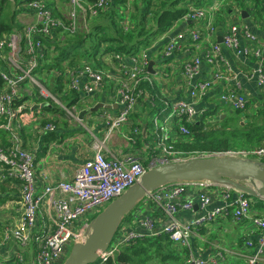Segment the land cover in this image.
Masks as SVG:
<instances>
[{
  "label": "crops",
  "instance_id": "0c3cea01",
  "mask_svg": "<svg viewBox=\"0 0 264 264\" xmlns=\"http://www.w3.org/2000/svg\"><path fill=\"white\" fill-rule=\"evenodd\" d=\"M41 1L61 13L60 6L63 0ZM130 1L133 0H128V7ZM112 2L113 0H109V6ZM23 6V4L20 5V7ZM211 7L212 9L209 10ZM204 9L208 11L199 20L176 21L159 41L151 48H146L149 59L146 62L145 74L150 81L140 83L144 95L138 99L134 110L130 113L128 124L113 131L110 138L105 141L106 127L103 113L108 111L115 114L119 110L120 104L113 95L119 82L126 77L118 60L125 62L127 67L125 70H127L135 63H139V54L136 57L121 53L103 56V66L97 68L103 73V81L94 93L86 94L81 90H71L70 77H68L63 89L65 92L72 91V94L78 93L77 96H79L71 106L74 115L68 114L63 108L52 110L49 106H52L54 102L41 97L38 88L33 84L26 82L19 86L17 94L25 98L15 108L16 114L10 122L11 131L5 130L0 124V145L18 143L21 148L34 154L36 193H41L47 185H53L59 181H70L75 171L94 155L95 146L101 141L104 142L102 151L108 158L135 155L142 163L148 164L154 155H162L159 142L161 137L164 135L167 137V145L182 138L178 124L183 123V118H168L169 104L174 101H192L197 107L204 109V112L208 109H217V112L206 118L210 122L238 110L220 99L222 94L230 90L244 95L250 106H261L264 101V84L260 85L257 82L254 73L257 60L250 49L259 47L264 52V14L258 16L254 10L249 13L239 4V1L235 0H213ZM242 10H246L248 14L246 18L242 17ZM35 20L34 11L25 7L18 10L16 14V21L24 22V24ZM231 25L239 27L246 25L256 35L257 42L251 43L242 39L240 53L221 44V56L229 68L222 64L212 65L206 61V52L213 43H220L218 37L222 39ZM194 31L200 33L197 40L191 38V33ZM171 41L175 48L166 57L164 52ZM243 48H247L248 52L243 53ZM117 54L120 55V59L115 58ZM195 57L200 60L195 76L196 81L211 78L217 68L222 72L223 78L211 84L201 97L191 98L190 84L182 73V67ZM151 60L154 62L152 73L147 67ZM75 74H80L78 75L80 85L89 80L86 73L76 70ZM144 82H148L149 87L143 86ZM99 104L101 107L92 111V108ZM155 104L161 107L158 108ZM158 118L162 119L163 126H159ZM48 123L54 125L53 131L44 128ZM135 127L138 129L137 132L133 130ZM48 133L53 136L46 140L45 135ZM243 183L250 186L251 181L246 180ZM20 187V181L8 176L5 168L0 165V264H35L37 237L50 232L55 225L56 217L50 205L51 196L45 195L31 230L32 238L25 244H21L9 234L20 222L22 211ZM199 192L210 195L211 200L208 204L201 205L198 199ZM226 192V183L189 185L178 201L189 202L191 206L179 207L176 218L182 224H189L202 216L218 211L212 219H205L195 226L196 232L190 238L193 255L203 259L220 255L217 264H246L247 256L256 251L261 230L254 227L249 219H235L232 216L235 190L231 189L227 198L223 196ZM53 196L63 197L60 192H55ZM246 196L249 195L246 194ZM251 200L254 214L261 213L264 210V203L256 207V200L252 197ZM98 212L99 210H96L82 216L74 223L73 228H79L90 222ZM145 218L153 221L154 231L149 232L142 227L141 222ZM168 222V218L156 203L144 197L138 207L134 208L130 220L122 226L125 230H135L144 236H154L160 234ZM249 241L251 245L248 246ZM172 246L178 251L182 250L173 242ZM259 264H264V252L260 255Z\"/></svg>",
  "mask_w": 264,
  "mask_h": 264
},
{
  "label": "built area",
  "instance_id": "2783aa9c",
  "mask_svg": "<svg viewBox=\"0 0 264 264\" xmlns=\"http://www.w3.org/2000/svg\"><path fill=\"white\" fill-rule=\"evenodd\" d=\"M108 6L109 0H95L91 3L85 0H68L69 19L65 17L68 22L64 23L60 18L54 17L50 9L41 0H30L26 3L25 9L33 10L36 20L23 24L19 29L14 30L0 40V58L7 66L5 70L1 69L2 71H0L2 78L5 80V89L0 92V118L5 119L1 123L5 130L11 131L10 122L16 114L13 101L19 97L17 93L22 82L33 84L38 88L39 94L47 98V95L43 92L44 89L51 100L58 102L57 98L50 94L45 86L32 74L33 69L37 65L38 57L42 55L43 51L41 37L52 35V32L60 26L70 32L85 27L87 21H77L80 14H84V19H89L96 16L100 11H105ZM204 8L190 5L181 19L183 21L199 20L208 11ZM211 9L212 7L209 8V10ZM199 36L200 33L197 31L191 33L193 40H197ZM242 39H246L251 43L257 42L256 35L246 25L243 27L231 25L223 35L222 42L213 43L207 50L206 61L215 66L222 64L228 67L227 62L221 56L220 45L223 44L222 46L232 48L237 53H240L239 47ZM174 48L173 42H169L164 55L166 57L169 56ZM242 52L247 53L248 49L243 48ZM250 52L253 53L257 60L254 70L255 77L257 82L263 85L264 52L259 47L251 48ZM115 58L120 59L121 57L117 54ZM148 59L149 53L147 49H144V51L139 53V63H135L127 70H125L127 68L125 62H119L118 60L119 66L126 73V77L119 82L115 95H113L120 104L119 110L115 114L108 111L103 113L106 127L104 141L110 138L113 131L128 124L130 113L134 110L138 99L144 95L140 83L150 81L145 74ZM199 63V58L195 57L182 67V73L190 84L189 94L191 98L201 97L211 84L223 78L222 72L217 68L211 78L196 81L195 76ZM78 71L86 73L89 80L80 85L78 77L80 74H75V71H71L68 74V77H70L69 88L71 90H81L86 94H90L94 93L102 85L103 73L93 69L89 63L81 64ZM142 72L144 73L142 74ZM220 99L239 110L244 109L247 104L244 95L238 94L233 90L222 94ZM58 105L67 111L68 114L74 115L72 107L63 106L61 103ZM169 105L168 118L182 117L188 123L193 122L199 115L204 113V109L197 107L192 101L177 100ZM178 125L182 134L189 133L185 124ZM44 128L51 131L55 129L52 123L45 124ZM133 130L134 132L138 131L137 127ZM13 138L16 141V138ZM166 140L167 137L165 135L160 138L162 155H154L148 164L142 163L135 155L108 158L102 151L104 142H98L95 146L94 155L75 171L70 181H59L53 185H47L41 193H36L34 186V154L21 148L18 143H10L6 147L0 146V165L5 168L8 176L18 179L21 185L19 195L22 209L20 222L9 234L21 244L29 241L32 238L31 230L35 225L40 203L45 195H50V205L56 217L55 225L50 232L42 237H37L35 264H62L69 252L68 246L70 248L74 242L82 241L87 234L89 222L76 229L73 228L74 223L90 212L101 211V208H104L112 200L119 197L128 187L139 181L147 169L192 158L224 155L237 156L243 159H257L264 162V145L200 153L197 151L181 152L174 150L170 145H167ZM198 183L203 185L215 182L207 180L177 181L161 186L147 193L144 197L155 202L169 220L161 232L166 233L169 239L180 248H186L188 251L184 264H217L220 255L208 259L194 256L191 251L190 238L196 232L195 226L201 224L205 219H212L218 211L202 216L189 224H182L176 218L179 207L188 208L191 206L189 202H179L178 198L186 191L189 185ZM258 186L252 188H257ZM226 189L227 192L223 195L225 198L229 196L231 189L235 190L234 208L231 210L232 216L235 219H249L254 227L261 230V238L255 253L247 256L246 259V264H259L260 255L264 252V210L261 213L254 214L251 207L252 200L246 196L245 192L235 187L233 188L230 184H226ZM55 192L62 193L63 197L55 198L53 196ZM198 199L201 205L204 206L210 202L211 197L205 192H199ZM141 224L147 231H154V223L151 219L145 218ZM123 227L118 228L109 246L105 250L100 251L96 261L91 264H106L107 260L113 258L121 246L129 240L144 236L142 233L135 230H125ZM247 245H251V242L249 241Z\"/></svg>",
  "mask_w": 264,
  "mask_h": 264
},
{
  "label": "trees",
  "instance_id": "16d2710c",
  "mask_svg": "<svg viewBox=\"0 0 264 264\" xmlns=\"http://www.w3.org/2000/svg\"><path fill=\"white\" fill-rule=\"evenodd\" d=\"M28 1L30 0H0V40L21 27L16 21V14ZM85 1L91 3L95 0ZM212 1L133 0L128 7V0H113L107 10L89 18L85 27L70 32L60 26L52 35L41 37L43 51L32 74L66 107H71L79 97L78 93L72 94V91L65 92L63 89L71 71L78 70L85 62L96 70L103 66L102 58L108 54L136 56L159 41L183 17L189 5L207 7ZM235 1H239L249 13L254 10L258 16L264 14V0ZM22 4L24 6L20 7ZM11 6L13 8L9 10ZM46 7L54 17L60 18L64 23L68 22L51 5L47 4ZM6 68L5 62L0 58V71ZM23 83L26 82L21 84ZM143 86L149 87V83L144 82ZM4 89L5 80L0 74V92ZM24 98L17 97L13 101L14 108ZM49 107L52 110L61 108L57 103H52ZM214 112L217 109H208L189 123L183 118L182 122L189 133L180 134L182 138L169 144L171 148L181 152L212 153L264 145V101L261 106L246 104L242 110H234L223 118L218 117L214 122L207 121L206 118ZM4 121L1 117L0 124ZM51 133L45 135L46 140L53 136ZM252 199L256 200V207L264 203L262 199ZM134 208L124 216L119 228L130 220ZM187 252L186 248L181 251L175 249L169 236L160 232L154 236L146 235L129 240L106 264H184Z\"/></svg>",
  "mask_w": 264,
  "mask_h": 264
},
{
  "label": "water",
  "instance_id": "95a60500",
  "mask_svg": "<svg viewBox=\"0 0 264 264\" xmlns=\"http://www.w3.org/2000/svg\"><path fill=\"white\" fill-rule=\"evenodd\" d=\"M243 18L248 16L241 11ZM218 41L222 39L219 36ZM151 60L148 71L154 72ZM101 104L92 108L96 111ZM226 183L242 190L249 196L264 200V162L237 156H211L171 162L149 168L140 180L112 200L88 223L87 234L82 241L74 242L62 264H91L100 251L111 243L124 216L130 212L147 193L177 181H202ZM246 180L260 182L257 188L243 183Z\"/></svg>",
  "mask_w": 264,
  "mask_h": 264
},
{
  "label": "rangeland",
  "instance_id": "374dc122",
  "mask_svg": "<svg viewBox=\"0 0 264 264\" xmlns=\"http://www.w3.org/2000/svg\"><path fill=\"white\" fill-rule=\"evenodd\" d=\"M190 6V5H189ZM11 8H13L12 6L9 8V10H11ZM109 8V6L105 9V10H107ZM68 9H69V7H68V0H63V2H62V4H61V6H60V11H61V14L64 16V17H68ZM68 19H69V17H68ZM88 19L86 18V19H84V14L82 13V14H80L79 15V17H78V20L77 21H87ZM188 21H192V20H188ZM19 24V26H22L23 24H24V22H20V21H17ZM91 22V21H90ZM127 23H129V21L127 22ZM39 82H41V81H39ZM41 84H42V82H41ZM48 91V90H47ZM43 92L47 95V99H51V98H49V94L43 89ZM49 92V91H48ZM50 93V92H49ZM51 94V93H50ZM40 95V94H39ZM53 95V94H52ZM54 97H56L55 95H53ZM41 97H43V96H41ZM43 98H45V97H43ZM57 98V101L59 102V103H61L63 106H65V104L63 103V102H61L60 101V99H58V97H56ZM52 101V100H51ZM54 102V101H53ZM57 102V103H58ZM54 103H56V102H54ZM58 103V104H59ZM157 122H158V124H159V126H163L164 125V123H163V121H162V119L161 118H158L157 119ZM165 131V130H164ZM260 184V182H258V181H256V180H252L251 181V183H250V186H252V187H256L257 185H259ZM144 200V197L139 201V203L141 202V201H143ZM139 203L136 205V208L138 207V205H139ZM103 208H101V210H102ZM95 217V216H94ZM71 248V247H70ZM70 248H69V250H70ZM68 250V251H69Z\"/></svg>",
  "mask_w": 264,
  "mask_h": 264
}]
</instances>
